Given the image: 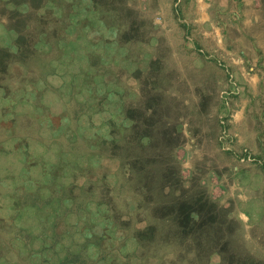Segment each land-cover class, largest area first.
<instances>
[{"label":"rangeland","instance_id":"1","mask_svg":"<svg viewBox=\"0 0 264 264\" xmlns=\"http://www.w3.org/2000/svg\"><path fill=\"white\" fill-rule=\"evenodd\" d=\"M0 48V264H264V0H0Z\"/></svg>","mask_w":264,"mask_h":264},{"label":"trees","instance_id":"2","mask_svg":"<svg viewBox=\"0 0 264 264\" xmlns=\"http://www.w3.org/2000/svg\"><path fill=\"white\" fill-rule=\"evenodd\" d=\"M9 54L6 52V50L0 48V65H5L7 59L9 58ZM168 176H170V174H167ZM198 207V206H197ZM190 209H191V205H190ZM189 206H185V208L183 209V213L180 212L182 215H184V217L186 218L187 217V214H189ZM197 211H199V213H202L200 210H198L197 208Z\"/></svg>","mask_w":264,"mask_h":264}]
</instances>
